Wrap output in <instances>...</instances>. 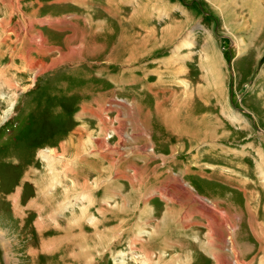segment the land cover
I'll list each match as a JSON object with an SVG mask.
<instances>
[{"label": "rangeland", "instance_id": "374dc122", "mask_svg": "<svg viewBox=\"0 0 264 264\" xmlns=\"http://www.w3.org/2000/svg\"><path fill=\"white\" fill-rule=\"evenodd\" d=\"M261 2L0 0V264H264Z\"/></svg>", "mask_w": 264, "mask_h": 264}, {"label": "crops", "instance_id": "0c3cea01", "mask_svg": "<svg viewBox=\"0 0 264 264\" xmlns=\"http://www.w3.org/2000/svg\"><path fill=\"white\" fill-rule=\"evenodd\" d=\"M238 1H240V0H231V2L232 3H236V2H238ZM262 5L264 4V0H262ZM260 3V4H261ZM253 4H255V2H253ZM257 4V3H256ZM256 4H255V6H256ZM264 6V5H263ZM229 9H231V8H229ZM228 11H231V10H228ZM197 12V11H196ZM209 13V12H208ZM233 11L230 13V15H226V18H223L226 22H233L232 20H230V19H232L234 16H233ZM196 19L194 20V22H193V24L196 22V20L198 19V17L199 18H201L202 17V15H204V14H200V13H196ZM208 18L211 16V17H213L212 16V14L210 13L209 15L208 14H205ZM206 17V18H207ZM202 18H204V17H202ZM247 20H249V21H252L253 22V17L252 16H249V18H247ZM173 22H175V21H173ZM262 23V26L264 25V18L262 19V21H261ZM261 24H260V27H261ZM211 28H214L213 27V23H212V26H210ZM209 27V28H210ZM260 29V28H259ZM190 31L191 29L189 28V29H186V31ZM245 32H247V33H249L248 31H245ZM251 32V31H250ZM190 33V35H188V37L190 38V36H191V32H189ZM195 35H196V33L195 32H193ZM246 33V34H247ZM213 34V33H212ZM245 34V35H246ZM248 35V34H247ZM197 36L200 38V40L203 42L204 40H205V43H206V41H207V39L210 37V36H205V37H201V33L200 32H198L197 33ZM219 36V35H218ZM255 35L251 32V35L249 36V37H254ZM220 37H221V35H220ZM245 37V39L247 38L246 36H244ZM249 37H248V39H249ZM239 38H241V36H239ZM200 40H198V44H201V42H200ZM3 41V40H2ZM2 43V42H1ZM210 43V42H209ZM204 46H203V50L202 49H200V50H197V52H196V54H199L200 55V53L202 54V53H204V52H208L209 50V48L211 49V46L209 47V45H208V42L206 43V44H203ZM205 50V51H204ZM236 53H238V51L236 50ZM216 56H215V60H216ZM205 68V67H204ZM140 156V155H139Z\"/></svg>", "mask_w": 264, "mask_h": 264}, {"label": "bare ground", "instance_id": "6f19581e", "mask_svg": "<svg viewBox=\"0 0 264 264\" xmlns=\"http://www.w3.org/2000/svg\"><path fill=\"white\" fill-rule=\"evenodd\" d=\"M170 187V186H169ZM161 193V192H160ZM210 210H211V208H209ZM203 210H204V208H203ZM210 210H207V211H205L206 213H209V212H211ZM210 214V213H209Z\"/></svg>", "mask_w": 264, "mask_h": 264}]
</instances>
